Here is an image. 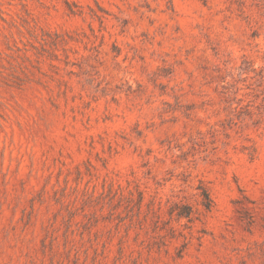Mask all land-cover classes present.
Here are the masks:
<instances>
[{
	"label": "rangeland",
	"instance_id": "obj_1",
	"mask_svg": "<svg viewBox=\"0 0 264 264\" xmlns=\"http://www.w3.org/2000/svg\"><path fill=\"white\" fill-rule=\"evenodd\" d=\"M0 264H264V0H0Z\"/></svg>",
	"mask_w": 264,
	"mask_h": 264
}]
</instances>
